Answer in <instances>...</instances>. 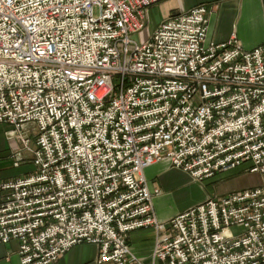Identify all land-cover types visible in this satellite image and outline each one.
Returning a JSON list of instances; mask_svg holds the SVG:
<instances>
[{
	"label": "built area",
	"instance_id": "built-area-1",
	"mask_svg": "<svg viewBox=\"0 0 264 264\" xmlns=\"http://www.w3.org/2000/svg\"><path fill=\"white\" fill-rule=\"evenodd\" d=\"M161 1L0 0V126L13 167L22 151L33 167L0 179V246L17 242L20 264L81 244L144 264L127 244L143 228L150 264H264V184L155 217L143 171L158 162L195 183L264 173V44L210 42L206 5L132 41Z\"/></svg>",
	"mask_w": 264,
	"mask_h": 264
},
{
	"label": "crops",
	"instance_id": "crops-1",
	"mask_svg": "<svg viewBox=\"0 0 264 264\" xmlns=\"http://www.w3.org/2000/svg\"><path fill=\"white\" fill-rule=\"evenodd\" d=\"M198 5H206L207 39L215 44L226 43L235 36L244 50L250 51L264 44V8L261 0H162L148 10L146 24L153 30L172 15L185 13ZM146 26V25H145ZM6 127L0 126V179L2 171L9 169L13 160L11 154L21 148L18 141H7L4 132ZM15 168V167H13ZM19 168V167H17ZM249 163L240 167L216 174L203 182L218 183L222 180H254L253 188L264 184V173L248 172ZM147 187L153 195L152 206L158 222L166 223L185 210L196 206L210 196L206 195L190 204L182 203L185 190L192 183L188 174L172 168L169 161L158 162L143 171ZM191 182V183H190ZM155 191L159 194L155 195ZM155 238L152 228H143L128 235L127 244L132 253L150 264V256ZM18 244L11 241L0 246V264H20L17 255ZM98 248L91 244L74 246L54 264H97Z\"/></svg>",
	"mask_w": 264,
	"mask_h": 264
},
{
	"label": "rangeland",
	"instance_id": "rangeland-1",
	"mask_svg": "<svg viewBox=\"0 0 264 264\" xmlns=\"http://www.w3.org/2000/svg\"><path fill=\"white\" fill-rule=\"evenodd\" d=\"M152 32L153 27L146 24L140 33L134 34L130 38L132 41L141 43L148 39ZM22 155L24 157V163L20 164L19 168H13L10 164L9 169L2 171L1 177L16 178L17 176L27 175L33 171V167L29 162L30 155L25 151H22ZM253 184L254 180H222L215 184L208 182L195 183L192 181L185 190L184 197L181 201L184 204H190L206 195L210 196V198H217L231 193L243 192L252 189L254 187Z\"/></svg>",
	"mask_w": 264,
	"mask_h": 264
}]
</instances>
